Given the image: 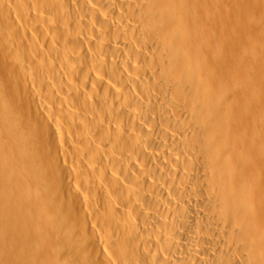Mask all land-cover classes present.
Listing matches in <instances>:
<instances>
[{
	"label": "bare ground",
	"instance_id": "obj_1",
	"mask_svg": "<svg viewBox=\"0 0 264 264\" xmlns=\"http://www.w3.org/2000/svg\"><path fill=\"white\" fill-rule=\"evenodd\" d=\"M0 264H264V0H0Z\"/></svg>",
	"mask_w": 264,
	"mask_h": 264
}]
</instances>
